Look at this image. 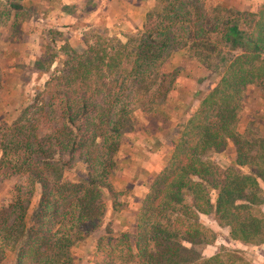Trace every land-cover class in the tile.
<instances>
[{"label": "trees", "instance_id": "1", "mask_svg": "<svg viewBox=\"0 0 264 264\" xmlns=\"http://www.w3.org/2000/svg\"><path fill=\"white\" fill-rule=\"evenodd\" d=\"M3 1L24 10L21 0ZM164 1L137 33L92 29L78 47L61 32L47 33L54 54L42 50L34 70L26 69L48 80L19 118L0 130V178L17 180L12 204L0 210V264H74V251L91 238L94 264H250L244 253L226 248L203 256L220 236L203 216L229 230L228 241L264 245V134L254 131L251 140L237 131L244 91L264 81V5L244 20L206 10L213 31L241 51L223 57L212 42H200L207 39L202 28L191 34L199 8ZM58 41L64 45L55 52ZM174 48L199 64L217 55L223 67L198 110L172 127L168 97L181 69L172 75L165 70ZM138 112L147 121L142 130L150 135L163 129L157 143L172 152L147 186L134 229L120 230L112 221L125 206L113 178L126 136L140 132ZM230 145L236 157L222 169L210 158Z\"/></svg>", "mask_w": 264, "mask_h": 264}, {"label": "rangeland", "instance_id": "2", "mask_svg": "<svg viewBox=\"0 0 264 264\" xmlns=\"http://www.w3.org/2000/svg\"><path fill=\"white\" fill-rule=\"evenodd\" d=\"M87 1L90 0H72L73 3H70L69 6H59L57 3L55 9H53L52 5H46L45 0H21L24 10L16 12L10 9L3 0H0V130L2 125L10 126L19 118L23 109L35 97L36 88H43L48 80L43 73L32 74L26 68L34 70L36 62L42 56V50L46 53V56L49 55L51 50L47 49L49 43L46 40L49 31L60 32V26L63 25L62 27L69 29L66 33H63V36L67 38L71 47H78L83 45L82 29L86 26L90 27L86 31L99 29V32H102L104 28L109 30L107 27L109 18L114 15L119 18L112 25L115 31L109 30V35L121 36L137 33L143 29L146 15L151 10L159 11V4L161 6L168 4L164 0H107V6L103 7L105 11L100 23L94 25L93 18L89 20V23L85 21L88 9L93 4L92 2L87 4ZM183 2L191 3L192 6L200 9L198 15L200 20L196 21L193 17L192 20L195 24L189 26L191 34L195 36L202 28L207 35V37L205 36L207 39H202L200 42H212L213 46L222 51L223 57L224 55L228 57L239 55L241 51H232L227 43L222 41L221 35L213 31L214 23L209 21L211 15H207L206 10H223L224 12L221 15L223 19L244 20V18L257 15L264 5V0H183ZM129 11H132V13H128ZM71 18L73 19L71 20ZM142 21L144 22L141 25ZM119 22L122 25H119ZM127 23H130V27L133 28L127 27ZM218 32L221 33V31ZM63 45L62 41H58L55 44V52H60ZM178 49L174 48L167 56L165 70L169 75H172L178 73L177 71L181 69L176 86L168 97V112L174 116L170 121L172 127L185 123L198 110L200 101L218 84L219 73L222 72L223 67L220 59H216L217 55L211 56V59L206 60L207 65L206 62L203 65L193 62L186 51H177ZM206 68H208V71ZM29 77H31V80H28ZM197 92L199 94L196 95ZM134 117L135 123H146L145 116L142 113L138 112ZM237 131L239 134H246L251 140H254V131L264 134V81H258L244 91ZM165 134L166 132L163 129L150 135L144 132L145 136L142 137L150 138L153 144H156L160 149L157 155L151 156L152 160L137 154L140 166L144 168V164H148V162L160 163V161L167 159L172 149L165 144L160 145L156 142L157 138L164 139ZM160 139L157 141L162 142L163 140ZM139 145L138 143L137 146L139 147ZM151 148L154 150V147ZM235 157L233 146L230 145L227 150L213 154L210 160L222 169H227L232 166ZM151 166L157 167V165ZM143 170H139L137 175H142L147 178V181L145 180L143 186L136 187V189L131 188V181L125 179L127 175L128 178L131 177L128 173H120L118 180L113 181L115 189L121 194L120 204L125 206V212L119 216L126 218L129 226L133 229L136 224L135 218L141 209L142 200L147 194V186L149 183H153L160 172H145L146 169ZM244 172L247 173L246 170ZM148 174L151 177H148ZM16 182L17 180L2 181L0 178V210L8 208L12 204ZM121 182H123V185ZM126 182L129 183L126 184ZM133 190H137L138 195L141 196H133ZM39 195L40 192L38 191L32 198L30 213L37 208ZM119 216L113 219V224L118 221ZM201 220L205 226L213 228L220 234L217 242L204 250L203 256L205 258H211L222 248H226L244 253L250 264H264L262 246H246L228 241L229 230L217 229L212 224L211 218L203 216ZM92 242L93 238L76 249L77 257L74 264H94L95 259L93 257L87 258ZM7 259L11 260V256L8 254Z\"/></svg>", "mask_w": 264, "mask_h": 264}, {"label": "crops", "instance_id": "3", "mask_svg": "<svg viewBox=\"0 0 264 264\" xmlns=\"http://www.w3.org/2000/svg\"><path fill=\"white\" fill-rule=\"evenodd\" d=\"M106 1L107 0H92V1L90 0V1H87V4L89 2L93 3L92 6L90 5V7L88 9V13L86 14V20L85 21L87 23H89V20H91L92 18L94 19V25L100 23V19H101V17L104 14L103 12L105 11V9L103 7L107 6V2ZM45 2H46V5H52L53 9H55V6H56L57 3H58L57 5H59V6H61V5H63V6H67L68 5L69 6L70 3H73L72 0H45ZM118 4H119V2H118ZM128 13L131 14L132 11H129ZM73 18H71V20ZM118 18L119 17H116L114 15H113V17L109 18V23H108V26H107L109 30L115 31L114 30L115 28H112V25L117 21ZM144 18H145V16H144ZM143 22L144 21L141 22V25L143 24ZM119 25H122V23L119 22ZM126 25H127V27H130V23H127ZM62 26H60L62 29L60 28L59 31L61 33H66V31L69 30V29H67L65 27H62ZM88 28L90 29V27L86 26V27H84L82 29V36L86 32V30ZM130 28H133V27H130ZM130 28H128V29H130ZM119 29L124 31L121 28H119ZM137 123L139 124L138 128H140L139 129L140 132L138 134L135 133V134H129V135L126 136V140H125L124 144L122 145L121 151H120V153L118 154V157H117V162H118L120 170L118 171V173L113 178V181L114 180H118V178L120 177L119 176L120 173H123V174L124 173H128L129 175H131V177L128 178V175H127L125 177V179H127L128 181L129 180L131 181L130 182V184H131L130 187L134 188V189H136V187L143 186V184L147 181L146 180L147 178L143 177L142 175H137L139 170L146 169L145 172L146 171H150V172L151 171L152 172L153 171L154 172L155 171L156 172L157 171L158 172L161 171V167H160V165H158V164H161V161H160V163L159 162L154 163V161L153 162H148V164H144V168H143V166H140V164L138 163L137 154L141 155L142 157H146L149 160V159H151V156L157 155L158 150L156 149V147L154 146V144H153V142H152V140L150 138L142 137V136H145L144 135V131L142 129H143L144 125L146 126L147 121L144 124H140L139 122H137ZM158 131H156V132H158ZM159 139L160 138H157V140H159ZM157 140H156V142H158ZM160 140L162 141L163 139H160ZM138 143L140 144L139 147L137 146ZM151 147H154V150H152ZM151 165H157V167H153ZM148 177H151L150 174H148ZM123 182H121L122 185H123ZM128 183L129 182H126V184H128ZM136 184H139V185H136ZM119 187H122V186H119ZM132 194H133V196H141V195H138L139 193H138L137 190H133ZM263 211H264V207H263ZM123 212H125V211H123ZM212 224H214L213 221H212ZM114 225L117 228H119L120 230H123V229H125L126 227L129 226V224L127 222V219L124 218V217H121V216L118 217V221H115ZM88 243H90V242H88ZM74 252L77 253L76 250ZM94 252H95V243L92 242L91 250H90V252H88L87 258L90 259L91 257H93ZM262 256H264V245L262 246Z\"/></svg>", "mask_w": 264, "mask_h": 264}]
</instances>
